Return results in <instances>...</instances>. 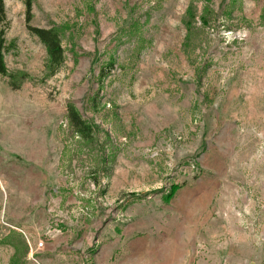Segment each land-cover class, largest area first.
Segmentation results:
<instances>
[{
    "label": "rangeland",
    "instance_id": "rangeland-1",
    "mask_svg": "<svg viewBox=\"0 0 264 264\" xmlns=\"http://www.w3.org/2000/svg\"><path fill=\"white\" fill-rule=\"evenodd\" d=\"M3 1L0 264H264V0Z\"/></svg>",
    "mask_w": 264,
    "mask_h": 264
},
{
    "label": "trees",
    "instance_id": "trees-1",
    "mask_svg": "<svg viewBox=\"0 0 264 264\" xmlns=\"http://www.w3.org/2000/svg\"><path fill=\"white\" fill-rule=\"evenodd\" d=\"M33 1L34 0H25L24 2L25 23L29 33L36 37L39 43L45 49L46 60L44 63V72L46 76L51 77L58 72L65 60L64 49L61 42L62 32L60 31V28L56 26L50 28H40L34 27L30 24L33 17ZM233 2L234 1H232L231 4H233ZM186 16L188 17V21H185V27L188 33V31L191 30V22L194 19L193 7L191 5L186 10ZM200 21L202 25H205L207 23L206 16L202 15ZM3 23H6V16L4 10V1L0 0V75L8 80V84L11 89L16 90L20 88L21 84L27 78V75L23 72L11 73L5 66L4 54L7 51V46L4 39V28L2 26ZM113 66L114 60L110 58L104 68H101L100 77L105 78L113 69ZM65 117L69 128L72 130L75 136L84 141L85 144L90 145L97 138L98 126L93 121L84 119L73 103L67 104ZM103 161L105 162L106 159ZM177 189L178 186L172 185L169 189V192L165 196V201H169ZM11 264H15L14 257L11 260Z\"/></svg>",
    "mask_w": 264,
    "mask_h": 264
}]
</instances>
